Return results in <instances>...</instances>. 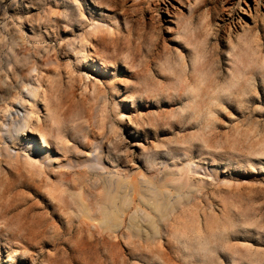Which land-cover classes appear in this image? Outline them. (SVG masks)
Instances as JSON below:
<instances>
[{
    "label": "rangeland",
    "instance_id": "obj_1",
    "mask_svg": "<svg viewBox=\"0 0 264 264\" xmlns=\"http://www.w3.org/2000/svg\"><path fill=\"white\" fill-rule=\"evenodd\" d=\"M0 264H264V0H0Z\"/></svg>",
    "mask_w": 264,
    "mask_h": 264
},
{
    "label": "bare ground",
    "instance_id": "obj_2",
    "mask_svg": "<svg viewBox=\"0 0 264 264\" xmlns=\"http://www.w3.org/2000/svg\"><path fill=\"white\" fill-rule=\"evenodd\" d=\"M23 119H24L25 123L27 124V119H25V117H24ZM26 124H25V125H26ZM8 131H9V130H8ZM23 223H24V222H23Z\"/></svg>",
    "mask_w": 264,
    "mask_h": 264
}]
</instances>
